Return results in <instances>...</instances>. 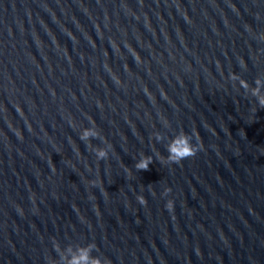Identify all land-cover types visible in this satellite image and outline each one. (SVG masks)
<instances>
[{
    "label": "water",
    "instance_id": "1",
    "mask_svg": "<svg viewBox=\"0 0 264 264\" xmlns=\"http://www.w3.org/2000/svg\"><path fill=\"white\" fill-rule=\"evenodd\" d=\"M258 78L264 0H0V264H264Z\"/></svg>",
    "mask_w": 264,
    "mask_h": 264
},
{
    "label": "clouds",
    "instance_id": "2",
    "mask_svg": "<svg viewBox=\"0 0 264 264\" xmlns=\"http://www.w3.org/2000/svg\"><path fill=\"white\" fill-rule=\"evenodd\" d=\"M232 78H239L236 74H233ZM256 87L253 89L252 94L258 98V102L262 108H264V95H261V89H264V81H261L259 78L255 82ZM241 87L247 88V81L241 79ZM95 124V121H93ZM100 133L96 127H87L84 128L80 139L84 141H91L92 138L99 137ZM157 140L161 139L159 133L155 134ZM111 145L109 144L110 148ZM108 148H95V153L98 160H103L108 157ZM167 151L169 155L167 158H164L166 163H181L184 159L195 156L199 151V146L192 143V136L188 133L183 132L180 135H177L172 139L171 143L167 146ZM153 163V157L145 155L141 158L136 164L135 168L137 170H148L150 164ZM95 183V182H93ZM171 192V188L165 190V195H168ZM141 204H146L147 201L143 196L137 197ZM166 207L171 210L174 207V202L169 200L166 204ZM96 245L89 244L87 247H82L78 250V254L72 255L68 260L67 264H110V261L106 262L98 256H93L92 252L95 249Z\"/></svg>",
    "mask_w": 264,
    "mask_h": 264
}]
</instances>
